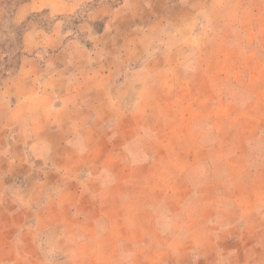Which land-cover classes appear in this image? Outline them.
Wrapping results in <instances>:
<instances>
[{
	"label": "crops",
	"instance_id": "crops-1",
	"mask_svg": "<svg viewBox=\"0 0 264 264\" xmlns=\"http://www.w3.org/2000/svg\"><path fill=\"white\" fill-rule=\"evenodd\" d=\"M7 1L0 60L6 19L25 29L0 77V264H178L184 251L208 264V236L217 264H264V151L248 154L250 180L230 176L231 153L215 146L243 88L207 51L233 46L219 55L233 66L254 58L242 50L259 6L22 0L6 18ZM229 182L233 199L217 192ZM237 206L251 212L230 216Z\"/></svg>",
	"mask_w": 264,
	"mask_h": 264
},
{
	"label": "rangeland",
	"instance_id": "rangeland-1",
	"mask_svg": "<svg viewBox=\"0 0 264 264\" xmlns=\"http://www.w3.org/2000/svg\"><path fill=\"white\" fill-rule=\"evenodd\" d=\"M21 1L22 0H8L3 4L6 11V18L10 15L14 6ZM216 1L220 2L219 0ZM223 2L230 1L223 0ZM247 3L251 6H259L260 9L259 14L255 17V19H253L257 23H254L256 24L255 29L252 28V33H250V35L255 36L254 44L244 46L242 50L243 53L247 52L248 55H250L249 53H252L254 55V58L247 60L246 62H243L241 58H233V63H235L233 66L230 62L224 64L222 59H220L219 57L220 54H227L230 51L231 53H235V48L231 49V47L233 46L211 45L207 50L210 54H212L209 62L211 63V68L214 70H221L224 75L228 76L225 81L227 83H230V80L232 81V84H230L229 87L235 85L238 82L243 88L242 93L238 95L236 94V97H233L237 99V96H242L243 106H241L240 109L229 110L227 113L228 118L224 121V123L220 125L223 130H226V132H228L227 141L221 144L217 143V146L215 147L225 149L228 153H231V155H229L226 160V165L231 171L230 176L238 177L240 173L243 172L244 174H242V179L245 181L250 180L251 176L249 172L245 173V170H247L250 165V163L248 162V154H251L254 151H264V6H262L261 0H248ZM38 17L42 21L46 22V18L43 15H38ZM73 20L75 19H72L71 21ZM223 31L226 38L235 37L236 30L228 29ZM19 32V29L10 25L9 21L6 19V22L4 23V36H2V42L5 49V58L0 60V77L5 73L14 71V69L16 68L19 49ZM239 63H242V65H239ZM237 64L239 66H237ZM249 67H254L255 71L257 72L256 78L252 79L242 76L239 77L238 75H236V72L242 71V68L245 69ZM257 79L259 81H257ZM233 80L236 81L234 82ZM250 89L256 91L253 97V100H255V102L251 107L248 106L250 97L246 91ZM234 92L237 93L238 91L236 92L231 90L228 95L234 96ZM200 152H202V150H200ZM260 180H264V177L260 178ZM230 183L231 182L227 184V187H224L221 190H217V192H222V194L226 198L233 199L235 198V195H233L235 188L233 186L235 185V183ZM263 185L264 183L261 184V186ZM214 191L216 190H213L211 196H209L210 198L215 195ZM243 191V195L245 197H251V189L246 188ZM241 212H243V214H248L251 212V207L247 206V208L243 207V209H241V207L237 206V210H235V212L233 213H230V216L234 217L236 216V214H241ZM253 223L254 222H248L246 228L248 231L252 228ZM211 232H214V226H212ZM244 239L246 240L247 238ZM207 240V262L208 264H217L218 255L216 246L219 242V239L217 237L215 238L214 236H208ZM224 248H230V244L225 245ZM190 255L191 254H189L187 251L182 252L178 264H192V258L190 257ZM240 255V259H242V253ZM173 256L174 255L171 256V254L166 255V260L169 264H175Z\"/></svg>",
	"mask_w": 264,
	"mask_h": 264
},
{
	"label": "trees",
	"instance_id": "trees-1",
	"mask_svg": "<svg viewBox=\"0 0 264 264\" xmlns=\"http://www.w3.org/2000/svg\"><path fill=\"white\" fill-rule=\"evenodd\" d=\"M18 29H19V42H20V37H21V34H22V32H23V30L25 29V25H22V26H20V27H18Z\"/></svg>",
	"mask_w": 264,
	"mask_h": 264
}]
</instances>
